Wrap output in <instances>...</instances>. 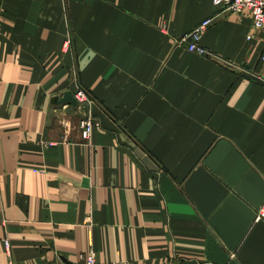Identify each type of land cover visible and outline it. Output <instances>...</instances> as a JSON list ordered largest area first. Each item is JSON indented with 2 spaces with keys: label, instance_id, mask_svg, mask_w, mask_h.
<instances>
[{
  "label": "crops",
  "instance_id": "obj_1",
  "mask_svg": "<svg viewBox=\"0 0 264 264\" xmlns=\"http://www.w3.org/2000/svg\"><path fill=\"white\" fill-rule=\"evenodd\" d=\"M263 52L213 0H0V264H264Z\"/></svg>",
  "mask_w": 264,
  "mask_h": 264
},
{
  "label": "built area",
  "instance_id": "obj_2",
  "mask_svg": "<svg viewBox=\"0 0 264 264\" xmlns=\"http://www.w3.org/2000/svg\"><path fill=\"white\" fill-rule=\"evenodd\" d=\"M214 5L220 11L232 12L243 14L248 12L253 17V27L255 30L260 31L264 29V0H213ZM214 17L205 19L197 25L189 33L180 37V43H187L186 49L197 53L201 56L209 55L207 47L201 44V40L209 26L212 24ZM252 37V35H251ZM72 44L70 36L66 39L65 47L68 49ZM262 61L264 63V52L262 54ZM75 97L79 102V107L82 108L80 129L83 141L89 143L91 140L93 130L98 125L97 120L93 114V106L95 103L91 94L82 86L78 87L75 92ZM257 221L264 220V205L261 206L257 213ZM7 251H11L9 241H6ZM81 264H103L101 263L94 253L81 254ZM114 264H129L128 262L114 263ZM165 264H172L171 262Z\"/></svg>",
  "mask_w": 264,
  "mask_h": 264
},
{
  "label": "water",
  "instance_id": "obj_3",
  "mask_svg": "<svg viewBox=\"0 0 264 264\" xmlns=\"http://www.w3.org/2000/svg\"><path fill=\"white\" fill-rule=\"evenodd\" d=\"M53 102L57 105L71 104L75 107L79 106V102L72 91H67L62 97L53 99Z\"/></svg>",
  "mask_w": 264,
  "mask_h": 264
}]
</instances>
